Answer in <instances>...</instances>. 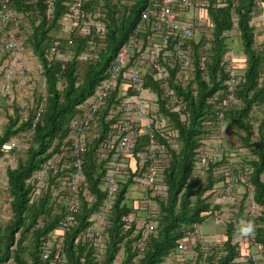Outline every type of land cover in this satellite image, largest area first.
<instances>
[{"label":"trees","instance_id":"trees-1","mask_svg":"<svg viewBox=\"0 0 264 264\" xmlns=\"http://www.w3.org/2000/svg\"><path fill=\"white\" fill-rule=\"evenodd\" d=\"M152 1L84 0L79 26L72 32H61L60 25L69 15L72 0H55L51 19L46 18L44 0H10L11 10L24 16V30L31 31L25 43L42 71L35 84L31 80L29 91L34 101L26 104L25 112H21L15 99L9 104L11 113L3 108L6 122L0 130V212L7 204L9 214L3 217L0 213V264L50 263L51 256L43 258V241L58 231L70 215V171L62 168L42 188L33 183V176L60 149L70 154L72 124L82 119L87 101L108 79L115 55L134 33L142 13L152 7ZM193 3L196 16L192 17L202 22L204 31L189 42L192 78L176 84L174 70H168L172 78L170 88L186 106L185 121L167 108L160 81L150 72L145 75L144 88L151 87L156 94L152 103L157 107V116L165 119L164 128L171 131V135H165L156 130L155 136L161 148L155 170L162 179L165 196L152 198L151 190L134 189L135 184L139 186L137 179L146 171V167L139 166L138 155L149 137L141 127L125 172L116 178L119 189L108 205L103 240L83 238L92 227L94 216L105 205L104 180L111 174L108 165L118 150V142L113 141L118 131L113 126L119 116L108 120L106 117L109 105L119 103V90L127 88L128 69L138 61L139 54L133 50L129 63L119 73L108 109L90 128V142L84 154V182L76 191L80 206L72 224L67 225L56 242L63 264H163L169 258L173 264H183L182 260L184 264H254L252 246L257 247L258 261L264 264V42L258 43L256 39L252 16L255 3ZM233 15L237 36L225 34L232 28ZM54 41L64 49V59L49 58ZM234 42L240 43L239 52L244 56V61L236 59L234 64L241 77L236 91L238 103L228 111L226 128L220 129L215 115L227 77L223 56L228 50H238ZM3 59L0 57V79L6 73ZM35 71L38 73V69ZM41 96H45L44 102ZM5 104L7 107L6 100ZM39 107L40 119L27 137ZM217 137L224 151L201 169L197 162L202 140ZM11 143L16 144L11 151L2 149L4 144ZM225 169L247 174L252 190H246V183L239 181V186L232 190V201L220 202L226 183ZM133 191L139 192L138 196ZM149 200L158 206L156 217H150V208L144 207ZM252 205L259 208L254 217L249 214ZM218 211L222 216L226 211L229 216L223 222L221 236L213 237L209 250L203 251L204 240L198 229L209 218L223 221ZM129 216L131 221L126 223ZM250 220L254 224V243L250 242L249 233H244ZM151 224L153 229L148 230ZM142 240L146 245L140 253L138 244ZM181 244L188 248L178 257L176 249ZM242 258L248 260L244 262Z\"/></svg>","mask_w":264,"mask_h":264},{"label":"built area","instance_id":"built-area-1","mask_svg":"<svg viewBox=\"0 0 264 264\" xmlns=\"http://www.w3.org/2000/svg\"><path fill=\"white\" fill-rule=\"evenodd\" d=\"M55 0H44L46 5V18L51 19L53 14V5ZM84 0H72V5L69 8V15L62 20L60 25L61 32H72L78 26L81 18V7ZM235 2L232 3L234 10ZM256 12L252 16L255 20V25H260L264 28V0H254ZM193 0H153L152 7L142 13L141 20L139 21L134 33L128 38V41L123 45L118 53L115 55L112 66L109 70V77L103 81L97 88L96 93L87 101V110L79 122L72 124V131L70 134V154L65 153L60 149V153L53 158L47 160L33 176V183L42 188L47 179L51 176H56L61 172L62 168L70 171L67 186L71 193L68 210L70 215L67 216L65 223L59 225L58 231H54L43 241V258L52 257L49 264H63L62 254L60 253L59 246L57 245V237L61 236L66 230L67 225L72 224L74 220V213L80 206V201L76 195L78 187L84 182V154L87 150V145L90 142L89 133L91 127L98 121L100 114L108 109V101L116 90L119 80V73L129 63L134 50L139 54L138 61L135 65L128 69L126 73L127 88H122L118 92L121 96L119 103L115 101L109 105L106 119H114L119 116L117 123L113 126L117 129L118 133L113 137V141L118 142L117 154L113 157L108 165L111 169L109 174L104 180V187L107 191L105 205L100 209L99 213L94 216L93 224L83 236L84 239H94L96 242H101L104 237V229L106 220L109 215L108 205L112 202L113 197L117 194L119 186L116 178L119 173L125 172V164L128 161V156L132 152L136 144L141 127L149 137L148 144L144 150L139 153V166L144 168L143 176L137 179L140 189L146 191L151 190L152 198L164 197V187L161 185V177L156 173L155 164L157 163L158 156H161L160 144L157 142L156 130L163 132L165 135H171L168 128H164L165 119L158 115L157 107L152 103L155 100L156 94L152 91L151 87L144 88V82L147 79L146 74L149 72L160 81L159 87L162 89L166 98V106L172 112L177 114L183 121L186 120L185 110L186 106L179 98L174 90L170 88L169 82L172 80L168 70H174L175 78L173 82L176 84L184 83L186 80L192 78L193 68L190 61V48L189 42L193 39H198L204 31V25L195 17H188V14H194ZM232 28L226 32V35H238L236 17L233 15ZM24 16L11 10L10 0L0 1V57L4 58L2 68L6 71L4 76L0 79V98L3 100H17L13 95L17 91L20 94L27 93L31 89V80L35 75L31 73L27 66L26 54L32 52L27 46L26 39L31 31L24 30L23 27ZM208 34V33H207ZM146 35V37H144ZM209 46V43L206 42ZM91 48L90 50H92ZM239 50H228L223 56V67L227 74L224 80V88L221 91L219 104L216 110V124L220 129H224V123L230 107L237 105L236 91L241 83V77L234 69L236 59L244 61V56ZM49 58L64 59L65 52L59 46L57 41L48 51ZM167 65V67H166ZM37 79L40 78L41 67L38 66ZM201 69V67H200ZM128 89V90H127ZM130 92V94L128 93ZM25 97V96H22ZM42 97V102L45 101V96ZM17 106L21 112L26 111V104L18 103ZM42 109L39 107L35 113L34 124L29 131L28 136L33 132V127L40 119ZM16 144H4L2 149L4 151H11ZM224 151L221 141L217 138L209 140H202L200 148V158L197 165L202 169L206 168L208 164L214 162L218 156ZM225 186L222 189V194L219 197L220 202H231L233 199L232 190L238 187V182L246 183V190H252L251 184L248 182L249 177L247 174L235 172L232 169H225ZM55 189V188H54ZM56 191V190H55ZM241 191L242 187H241ZM90 200L91 197L86 195ZM152 201V202H150ZM156 205V206H155ZM147 206L151 210L150 217H156L155 211H158V206L153 200H149L144 207ZM155 206V207H154ZM259 208L255 205L250 207L249 214L251 217ZM217 214L228 218L229 213L224 212L223 216L220 211ZM131 221V216L126 218V223ZM246 224V223H245ZM251 225V232H249V240L251 243L255 241V231L253 221H247V227ZM152 230V224L147 227ZM198 232L202 235L203 251L209 250L210 236L204 235L201 230ZM192 241H195V234L191 236ZM146 241L142 240L138 244L140 253L144 250ZM188 246L181 244L178 246L177 256L179 257ZM252 258L254 264H262ZM251 259V257H249ZM245 262L246 258H242ZM183 264L184 261L182 260Z\"/></svg>","mask_w":264,"mask_h":264},{"label":"rangeland","instance_id":"rangeland-1","mask_svg":"<svg viewBox=\"0 0 264 264\" xmlns=\"http://www.w3.org/2000/svg\"><path fill=\"white\" fill-rule=\"evenodd\" d=\"M188 17H192V14L189 13ZM234 43H235V46H236L235 48H237L239 50L240 49V43H236V42H234ZM25 56H26L27 66H28L29 70L34 72L33 75H35V77H34V81L33 82L35 84L36 83L35 80H37V77H36L37 76V72L35 70L37 69V66H39L38 60L36 58H34L33 54H31V53H27ZM12 93L15 96V98L17 99L18 103L30 104L31 102L34 101V97L30 96L31 95V90L27 91V93H24V94H20L18 91H17L16 94H15L14 91ZM22 96H25V97H22ZM255 138H256V136H255ZM3 163H5V162L3 161ZM6 163H7V161H6ZM138 187L139 186L137 184L134 185V189H136ZM140 191L143 192L144 190H142V188H141ZM131 193L134 196H138L139 192L133 191ZM150 202H152V201H150ZM0 213H2L4 215L3 217L8 215L9 214V206L7 204L3 205L1 207V212ZM5 219L3 218L4 221H5ZM224 220H225L224 217H223V221H221L219 219H215V218H209V219L206 220V222L203 225H201L199 227V229L202 230L203 232L205 231V233H208L207 234V236H208V235H210V229L214 227L213 230H215V233L218 236H221V233L223 231V222H224ZM251 252L254 253V255L259 254L258 253V249H257L256 246H252ZM163 264H173V260L171 258H169Z\"/></svg>","mask_w":264,"mask_h":264},{"label":"crops","instance_id":"crops-1","mask_svg":"<svg viewBox=\"0 0 264 264\" xmlns=\"http://www.w3.org/2000/svg\"><path fill=\"white\" fill-rule=\"evenodd\" d=\"M256 23V22H255ZM256 39L258 41V43L260 42H264V28L261 27L259 24L256 25ZM13 100H7L6 102L8 103V106L6 107V104H5V100L1 99L0 98V130L2 129V126L5 124L6 120H5V117H4V111H3V108H6L9 110V112L11 113L12 109H11V104ZM226 127H224L225 129ZM227 142L229 141L228 139L226 140ZM231 143V140L229 141ZM214 228V227H213ZM213 228L210 229V235L208 236H212L211 238L215 237L217 234L215 233V230H213ZM202 231V230H201ZM202 233L204 234H208V233H205V231Z\"/></svg>","mask_w":264,"mask_h":264},{"label":"clouds","instance_id":"clouds-1","mask_svg":"<svg viewBox=\"0 0 264 264\" xmlns=\"http://www.w3.org/2000/svg\"><path fill=\"white\" fill-rule=\"evenodd\" d=\"M249 232H251V225H249L248 228L244 229V233H245V234H247V233H249Z\"/></svg>","mask_w":264,"mask_h":264}]
</instances>
